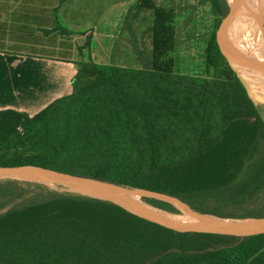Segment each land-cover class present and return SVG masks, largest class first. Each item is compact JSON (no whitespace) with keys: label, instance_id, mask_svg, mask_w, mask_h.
<instances>
[{"label":"trees","instance_id":"trees-1","mask_svg":"<svg viewBox=\"0 0 264 264\" xmlns=\"http://www.w3.org/2000/svg\"><path fill=\"white\" fill-rule=\"evenodd\" d=\"M211 3L217 29L222 5ZM140 8L153 11L150 60H82L69 94L34 115L0 110V165L161 191L222 218L263 217L264 105L247 94L215 30L205 64L217 76L176 73L174 9L137 0L125 18ZM237 64L247 74L244 58ZM0 264H264V234L179 232L108 200L0 178Z\"/></svg>","mask_w":264,"mask_h":264},{"label":"rangeland","instance_id":"rangeland-1","mask_svg":"<svg viewBox=\"0 0 264 264\" xmlns=\"http://www.w3.org/2000/svg\"><path fill=\"white\" fill-rule=\"evenodd\" d=\"M156 4L175 11L174 27L176 31V46L171 52L174 58V70L176 73L215 77L219 71L207 68L205 64V48L212 32L216 31L215 14L211 0H156ZM247 15L258 19L264 34V0H244ZM236 16L238 15L239 0L234 3ZM94 8L93 13H68L65 20H77L82 17L84 23L70 28L57 27L41 29V44L35 47V51L43 55L50 54L57 58L74 63L76 66L82 60H91L96 63H116L122 66L140 68L141 60L149 61L152 49V24L153 11L151 9H134L129 17H124L122 27L105 28L100 21L101 14ZM108 15V14H105ZM99 20V21H98ZM127 24L133 30L132 37L128 32ZM79 25V26H78ZM217 43L224 54L230 67L236 72L240 80L248 83L250 97L264 105V85L253 77L247 75L238 66L239 58H244L247 72L248 57L238 52L235 48L226 45L223 41ZM31 49L32 46H10ZM57 66L63 67L61 63ZM264 80V70H261ZM141 206L150 209L152 219L173 224L182 220L180 214L151 206L143 200H138ZM147 214V213H146ZM150 215V214H147Z\"/></svg>","mask_w":264,"mask_h":264},{"label":"crops","instance_id":"crops-1","mask_svg":"<svg viewBox=\"0 0 264 264\" xmlns=\"http://www.w3.org/2000/svg\"><path fill=\"white\" fill-rule=\"evenodd\" d=\"M136 1L0 0V110L14 109L34 115L72 91L71 82L77 67L50 54L41 57V53L35 51L41 44V29L70 28L74 21L82 25V17L65 20L68 13H93L95 7L104 14L99 19L105 28L114 24L122 27L125 14ZM10 46L32 48L7 49Z\"/></svg>","mask_w":264,"mask_h":264},{"label":"water","instance_id":"water-1","mask_svg":"<svg viewBox=\"0 0 264 264\" xmlns=\"http://www.w3.org/2000/svg\"><path fill=\"white\" fill-rule=\"evenodd\" d=\"M220 1L222 13L216 29V39L235 48L238 52L248 57L254 65L264 70V49L262 46L256 44V42L249 41L242 33L235 13V0ZM241 83L247 94L250 95L248 83L244 80H241ZM0 178L44 183L72 192L108 200L147 220L179 232H202L239 237L264 234V216L239 219L217 217L196 211L186 201L177 196L147 188L130 187L103 179L72 174L38 165H0ZM145 198L170 204L180 212L182 220H177L169 225L152 219L151 215L154 213L138 203L139 199L143 200Z\"/></svg>","mask_w":264,"mask_h":264},{"label":"bare ground","instance_id":"bare-ground-1","mask_svg":"<svg viewBox=\"0 0 264 264\" xmlns=\"http://www.w3.org/2000/svg\"><path fill=\"white\" fill-rule=\"evenodd\" d=\"M247 8L248 7L244 4V0H239L238 15L236 17L241 26L242 33L249 41L256 42V44L262 46L264 49V34L261 30L260 21L247 15ZM261 70V68L254 65L248 58L247 75L253 77L257 81L260 80V83L264 85Z\"/></svg>","mask_w":264,"mask_h":264}]
</instances>
